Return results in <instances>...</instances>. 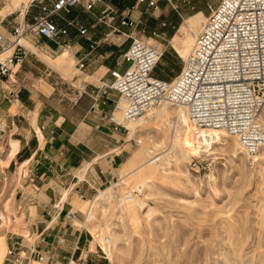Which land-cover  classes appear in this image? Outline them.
<instances>
[{
    "label": "crops",
    "instance_id": "0c3cea01",
    "mask_svg": "<svg viewBox=\"0 0 264 264\" xmlns=\"http://www.w3.org/2000/svg\"><path fill=\"white\" fill-rule=\"evenodd\" d=\"M54 1L9 0L10 10L0 15V32L11 40L13 27L32 23L42 7ZM149 10L145 4L136 5V0H101L90 12L82 6L60 11L53 20L67 34L58 41L26 34L21 43L27 50L23 62L0 78V208L8 203L11 211L23 216L24 225L19 229L33 239L30 243L11 231L6 237V228L12 224L4 215L6 211H0V234H4L6 246L20 244L16 247L20 255L17 252L11 264L81 261L79 254L87 245L88 232L80 221L76 223L77 214L70 219L68 213L74 212L77 196L87 200L95 187L102 185L101 176L91 172L93 164L106 162L114 169L124 162L128 145L126 130L110 120L115 117L117 92L106 89V94L98 92L97 100L83 95L74 103L73 86L83 81L91 90L110 84L112 70L124 72L128 64L122 54L134 38L132 30L146 26ZM104 13L114 16L110 24L99 21ZM121 15L140 19V23L121 26ZM166 23L175 27L168 17L161 24ZM79 27L86 29L85 35L79 33ZM113 27L118 32H113ZM93 42L99 43L92 49ZM65 51L67 56L61 60ZM72 59L74 69L68 76L65 71ZM81 59L84 70L76 67ZM110 167L104 170L105 178L112 173ZM4 260L0 264H10Z\"/></svg>",
    "mask_w": 264,
    "mask_h": 264
},
{
    "label": "rangeland",
    "instance_id": "374dc122",
    "mask_svg": "<svg viewBox=\"0 0 264 264\" xmlns=\"http://www.w3.org/2000/svg\"><path fill=\"white\" fill-rule=\"evenodd\" d=\"M8 2L0 0V8L6 6L0 15L10 10ZM219 2L173 0L178 14L158 0V9L148 11L146 26L132 30V36L156 43L164 52L155 68L156 76L168 80L179 74L184 60V38L196 37L207 17L208 6ZM18 9L22 10V6ZM167 17L174 25L176 22L174 28L168 23L161 24ZM169 30H172L171 36ZM154 34L160 37L155 38ZM73 69L72 59L66 74L71 76ZM175 109L168 105L170 114L160 112L157 107L146 112L143 120L147 123L134 138L128 139L130 131L125 127L128 146L122 164L115 165L114 169L106 162L93 164V176L100 175L103 183L95 187L87 200L77 196L74 203L76 223L81 222L89 239L79 254L82 259L78 263L264 264V156L253 161V156L236 138L228 137L214 144L208 150L210 153L183 158L172 138ZM260 151L264 152V147ZM107 166L112 173L105 178ZM141 179L147 182L138 190L135 186ZM108 188L111 195L105 201H94L98 191ZM131 194L138 195L143 202L138 219L118 213ZM3 210L12 224L6 229V237L10 231L20 233L32 243L28 232L19 229L24 225L23 216L11 211L8 203L0 208ZM88 212L91 217L86 220ZM112 236L115 238L110 245L104 242L110 248L109 256L101 245L103 237Z\"/></svg>",
    "mask_w": 264,
    "mask_h": 264
},
{
    "label": "built area",
    "instance_id": "2783aa9c",
    "mask_svg": "<svg viewBox=\"0 0 264 264\" xmlns=\"http://www.w3.org/2000/svg\"><path fill=\"white\" fill-rule=\"evenodd\" d=\"M163 1L178 12L173 0ZM100 2L55 0L51 6H43L32 23L14 27L11 40L0 32V52L11 49L0 61V78L8 76L13 65L23 62L27 50L20 41L26 34L58 41L67 30L56 25L54 15L76 6L90 12ZM142 4L148 9H158V0H136V5ZM207 10L206 21L193 49L172 80L154 74L164 53L161 48L156 43L133 38L122 54L123 61L128 64L126 70L122 73L112 70L110 84L102 83L91 90L83 81L71 85L76 89L71 101L75 103L83 95L97 100L99 91L106 94V89L114 90L118 94L115 110L118 109L125 120H136L161 104L183 107L196 144L202 145L206 138L210 140V131L222 130L236 138L248 154H255L264 145V0H220L217 5H209ZM113 20L114 16L108 17L106 13L99 18L104 24ZM139 23L140 19L120 16L121 26L134 27ZM78 31L81 35L86 34L83 27ZM112 31L118 32V28L113 27ZM154 37L160 36L154 34ZM107 38L108 34H105L104 39ZM98 43L93 42L91 48ZM76 67L84 70L86 65L81 59ZM110 120L116 127L127 130L114 115ZM75 215V212L68 213L70 219ZM18 246L19 242H15L7 247L5 261L12 263Z\"/></svg>",
    "mask_w": 264,
    "mask_h": 264
},
{
    "label": "bare ground",
    "instance_id": "6f19581e",
    "mask_svg": "<svg viewBox=\"0 0 264 264\" xmlns=\"http://www.w3.org/2000/svg\"><path fill=\"white\" fill-rule=\"evenodd\" d=\"M26 1V0H25ZM199 16V15H197ZM196 16V18H198ZM207 18V17H206ZM206 21V19L204 18V22ZM184 27V26H183ZM202 28V27H201ZM201 30V29H200ZM181 31V30H180ZM187 31V30H186ZM200 32V31H199ZM183 34V32H182ZM189 34V33H188ZM198 34H196L197 37ZM186 37V36H185ZM195 35H189L187 38H184V48H183V59L185 60L187 58V56L189 55V53L192 51L194 43H195V39H196ZM23 40V39H22ZM22 40L20 41L22 43ZM194 41V42H193ZM193 44V45H192ZM11 52L10 48H5L4 51L0 52V61L4 60L5 57H7ZM67 56V52L65 51L62 55H61V60H63V58H65ZM170 106V105H169ZM157 109L160 110V112H165L166 114H170L172 111L168 110V104H161L159 106H156ZM154 107V108H156ZM154 108L150 109L149 111L151 112V110H154ZM177 109H175L173 111L174 113V119L176 118L175 121V128L173 129V141L174 144L182 151L183 153V158H187L190 155H195V154H200V152H206L208 151L214 144L220 143L222 141L227 140V138L231 137L229 135H227L224 131L222 130H214V131H210L209 132V136H210V140H207V138L205 139V143H203L202 145L196 144V140L193 136L192 133V125L189 122V118L187 115L186 110L183 107H175ZM147 111V112H149ZM157 113V112H156ZM159 113V112H158ZM152 114V113H151ZM124 127H126L130 132L128 133V139L134 138L138 135V133L141 131V129L143 127H145L146 125V121L143 120V115L140 116L138 119L136 120H125L121 114V112L116 109L115 112V117ZM173 119V120H174ZM151 121V120H150ZM149 122V121H148ZM170 134V133H169ZM167 135V134H166ZM171 136V134H170ZM237 145V144H236ZM262 147H264V145H262ZM261 147V148H262ZM261 148L258 149V151L255 154H252L250 156H253L252 159L253 161H258L262 156H264V152L260 151ZM177 149V148H176ZM109 152V151H108ZM241 152V151H240ZM208 153H210L208 151ZM249 158V156H248ZM142 163V162H141ZM140 163V164H141ZM146 163V162H145ZM129 165V164H128ZM145 165V164H144ZM137 168V167H136ZM150 168V167H149ZM132 169V168H131ZM135 169V168H134ZM133 169V170H134ZM130 170V169H129ZM130 172V171H129ZM151 173V172H150ZM156 173V172H155ZM125 174V173H124ZM123 174V175H124ZM125 177V176H124ZM210 177V176H209ZM123 178V177H122ZM149 180V179H148ZM147 182V181H146ZM146 182L144 180H139L138 184H136L135 188L138 190H141V188L146 184ZM149 185V184H148ZM108 195H111V188H108L105 191H98V194L95 197L94 201H98V200H103L105 201L108 198ZM126 195V194H125ZM128 197V196H127ZM129 198V197H128ZM126 199V197H125ZM145 201V200H144ZM143 202L142 199L138 197V195H132L131 194V198L126 201V205L124 206L123 209H118V213H127L132 219H136L137 215L140 211V209L142 208ZM92 206V205H91ZM90 206V207H91ZM119 206V205H118ZM118 208V207H117ZM139 210V211H138ZM113 213V212H112ZM111 213V214H112ZM148 213L149 210H148ZM109 214V213H108ZM118 214V215H119ZM3 215V214H2ZM1 215V217H2ZM149 215V214H148ZM151 215V214H150ZM114 219H115V215ZM117 216V215H116ZM91 217V213L88 212L87 213V219L89 220ZM93 217V216H92ZM121 217V216H120ZM113 218V217H111ZM122 218V217H121ZM139 218V216H138ZM137 218V219H138ZM5 225L7 224V222H4ZM3 229V228H2ZM7 229V228H6ZM4 233V231H3ZM116 236V235H114ZM115 237L112 236L107 238V237H103L102 242L103 244L102 249L104 250L105 253H107L110 256V248L108 247V245L106 244H111L112 239H114ZM104 242L106 244H104ZM6 251H7V246H6V242H5V236L4 234H0V263L3 261L4 257L6 256Z\"/></svg>",
    "mask_w": 264,
    "mask_h": 264
},
{
    "label": "trees",
    "instance_id": "16d2710c",
    "mask_svg": "<svg viewBox=\"0 0 264 264\" xmlns=\"http://www.w3.org/2000/svg\"><path fill=\"white\" fill-rule=\"evenodd\" d=\"M175 26H176V22H175ZM171 33H172V32H171ZM171 35H172V34H171ZM163 57H164V53H163V56H162V58H163ZM159 63H160V62H159ZM158 65H159V64H158ZM158 65H157V66H158ZM154 72H155V70H154ZM162 79H163V78H162ZM172 79H173V78H171V79H168V81H169V80H172ZM165 80H167V79H165Z\"/></svg>",
    "mask_w": 264,
    "mask_h": 264
}]
</instances>
